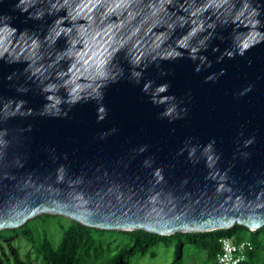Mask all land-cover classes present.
Wrapping results in <instances>:
<instances>
[{
  "label": "water",
  "instance_id": "water-1",
  "mask_svg": "<svg viewBox=\"0 0 264 264\" xmlns=\"http://www.w3.org/2000/svg\"><path fill=\"white\" fill-rule=\"evenodd\" d=\"M40 214L263 227L264 0H0V230Z\"/></svg>",
  "mask_w": 264,
  "mask_h": 264
},
{
  "label": "trees",
  "instance_id": "trees-1",
  "mask_svg": "<svg viewBox=\"0 0 264 264\" xmlns=\"http://www.w3.org/2000/svg\"><path fill=\"white\" fill-rule=\"evenodd\" d=\"M264 226L250 230L241 225L207 232H175L158 235L144 230H101L81 225L55 214H40L19 228L0 230V264H129L125 256L140 249L143 253L158 242L172 244L170 264H181L185 244L193 254L202 256V263L218 264L220 240L229 238L234 243L249 241L251 248L240 264H260V231ZM19 235L32 249L21 258L10 239ZM127 241L126 244H121ZM5 243V244H4ZM32 259V260H31Z\"/></svg>",
  "mask_w": 264,
  "mask_h": 264
},
{
  "label": "rangeland",
  "instance_id": "rangeland-1",
  "mask_svg": "<svg viewBox=\"0 0 264 264\" xmlns=\"http://www.w3.org/2000/svg\"><path fill=\"white\" fill-rule=\"evenodd\" d=\"M258 237L261 240L260 264H264V229L260 231ZM10 242L14 245L15 250L19 252L21 258H25V254H30L32 259L34 258V253L31 247L19 235H13ZM126 243L127 241L121 242V244ZM172 259V244H165L163 242L151 245L144 253L140 249H135L133 252L125 256V260L129 264H170ZM201 259L202 256L193 254L190 244L186 243L181 264H207L204 262L202 263ZM38 264L42 263L38 262Z\"/></svg>",
  "mask_w": 264,
  "mask_h": 264
},
{
  "label": "built area",
  "instance_id": "built-area-1",
  "mask_svg": "<svg viewBox=\"0 0 264 264\" xmlns=\"http://www.w3.org/2000/svg\"><path fill=\"white\" fill-rule=\"evenodd\" d=\"M251 248L249 241L234 243L229 238L220 240V252L217 254L218 264H240L246 259L247 251Z\"/></svg>",
  "mask_w": 264,
  "mask_h": 264
}]
</instances>
